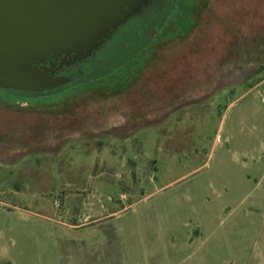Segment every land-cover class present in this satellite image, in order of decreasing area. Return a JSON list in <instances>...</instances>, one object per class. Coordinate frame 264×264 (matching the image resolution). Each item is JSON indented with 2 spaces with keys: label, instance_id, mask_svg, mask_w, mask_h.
I'll use <instances>...</instances> for the list:
<instances>
[{
  "label": "rangeland",
  "instance_id": "rangeland-1",
  "mask_svg": "<svg viewBox=\"0 0 264 264\" xmlns=\"http://www.w3.org/2000/svg\"><path fill=\"white\" fill-rule=\"evenodd\" d=\"M157 56L127 93L0 91V264H264V0Z\"/></svg>",
  "mask_w": 264,
  "mask_h": 264
},
{
  "label": "water",
  "instance_id": "water-1",
  "mask_svg": "<svg viewBox=\"0 0 264 264\" xmlns=\"http://www.w3.org/2000/svg\"><path fill=\"white\" fill-rule=\"evenodd\" d=\"M151 0H0V91L38 95L82 81Z\"/></svg>",
  "mask_w": 264,
  "mask_h": 264
},
{
  "label": "trees",
  "instance_id": "trees-1",
  "mask_svg": "<svg viewBox=\"0 0 264 264\" xmlns=\"http://www.w3.org/2000/svg\"><path fill=\"white\" fill-rule=\"evenodd\" d=\"M187 2L189 4L185 11L182 8L173 10L167 18L166 23L160 29H155L153 35H147L148 33L142 29L143 32H146L144 38H147L148 41L142 45L140 49L130 51L129 54L126 55V50H117V39L118 36L124 37L129 33L130 35H127V37H131L135 33L134 29L136 26L138 24H143V22L134 21L133 24L117 34L113 40L108 43L107 47L102 50L97 59V63H95L94 67L91 69L92 73H88L86 78L82 81L64 85L45 94L24 96L23 94L15 93L14 95L19 97L21 103L38 100L42 101L43 105L46 104V106H50L69 102L76 98L77 95H85L88 92L104 93L107 91H119L120 93L121 91H126L127 93L133 86L142 87L144 80L143 76L145 75L143 73L144 69L148 68L153 63L157 65V63L160 62L157 56L158 49L164 44L174 40H180L190 33L197 25L198 17L202 10H204L207 0H188ZM176 6L180 7L177 0ZM194 8L199 9L194 12ZM153 18L154 16L152 15L148 21L151 22ZM179 23L182 25L178 28L177 25ZM167 34H170V36H167ZM154 68H156V66H154ZM7 94L13 95V93Z\"/></svg>",
  "mask_w": 264,
  "mask_h": 264
},
{
  "label": "flooded vegetation",
  "instance_id": "flooded-vegetation-1",
  "mask_svg": "<svg viewBox=\"0 0 264 264\" xmlns=\"http://www.w3.org/2000/svg\"><path fill=\"white\" fill-rule=\"evenodd\" d=\"M178 9L181 8L176 6V0H151L148 8L144 10L145 13H143L142 16H140V18L136 20L140 23L143 22V24H138L136 26V28L134 29L135 33L131 37H127V35H130V33L124 37L118 36L117 50H126V55H128L130 51H136L140 49L141 46L148 41L147 38H144L145 33L147 32V35L149 36L153 35L155 29H160L166 23V20L170 16L172 11ZM197 9L194 8V12L197 11ZM152 15L154 16V18L151 22H149L148 20L152 17ZM142 29L146 32H143ZM164 92L165 91L163 90L161 93ZM174 92L182 93L183 91H172V93Z\"/></svg>",
  "mask_w": 264,
  "mask_h": 264
},
{
  "label": "crops",
  "instance_id": "crops-1",
  "mask_svg": "<svg viewBox=\"0 0 264 264\" xmlns=\"http://www.w3.org/2000/svg\"><path fill=\"white\" fill-rule=\"evenodd\" d=\"M151 251H149L148 253H150ZM153 253V252H152ZM149 258H152L151 255L148 256Z\"/></svg>",
  "mask_w": 264,
  "mask_h": 264
}]
</instances>
